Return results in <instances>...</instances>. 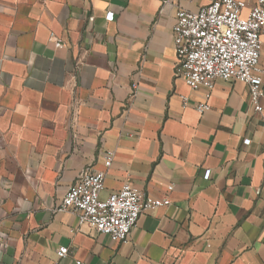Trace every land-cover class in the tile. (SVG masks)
Listing matches in <instances>:
<instances>
[{"label": "crops", "instance_id": "1", "mask_svg": "<svg viewBox=\"0 0 264 264\" xmlns=\"http://www.w3.org/2000/svg\"><path fill=\"white\" fill-rule=\"evenodd\" d=\"M208 3L0 0V264H264V112L217 80L199 113L208 90L176 77L177 13ZM99 171L104 199L171 204L113 242L57 210Z\"/></svg>", "mask_w": 264, "mask_h": 264}, {"label": "built area", "instance_id": "2", "mask_svg": "<svg viewBox=\"0 0 264 264\" xmlns=\"http://www.w3.org/2000/svg\"><path fill=\"white\" fill-rule=\"evenodd\" d=\"M107 20H114V14H108ZM263 36L264 0H209L198 12L177 13L173 28L176 77L194 91L208 90L206 101L195 105L199 113L210 111L208 100L217 80L246 83L255 110L264 112ZM56 46L62 47V41L57 40ZM113 157L109 152L105 167L111 166ZM105 178L104 171L84 173L57 210L71 212L79 224L88 223L113 242L125 244L144 211L171 204L168 198L147 195L130 181L104 199ZM68 254L67 247H60L57 253L59 258Z\"/></svg>", "mask_w": 264, "mask_h": 264}]
</instances>
